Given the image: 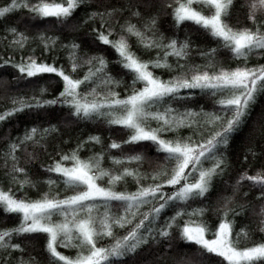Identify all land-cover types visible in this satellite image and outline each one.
<instances>
[{
  "label": "snow or ice",
  "instance_id": "1",
  "mask_svg": "<svg viewBox=\"0 0 264 264\" xmlns=\"http://www.w3.org/2000/svg\"><path fill=\"white\" fill-rule=\"evenodd\" d=\"M25 11V30L7 26L0 35V68L38 90L12 96L0 112L2 124L35 110L34 126L5 137L0 151V209L18 220L0 229V264H40L29 247L37 241L45 264H149L144 251L162 264L177 241L196 246L200 258L176 264H213L209 254L222 258L215 264H264V235L255 239L264 234V165L249 174L230 157L237 134L253 125L243 160H264V113L250 119L264 99V63L249 64L264 57V0H7L0 21ZM44 81L62 90L48 98ZM49 109L65 124L105 125L110 142L89 135L63 148L70 141L55 142L61 129L45 119ZM41 154L51 162L29 167ZM41 184L47 190L30 198ZM249 210L254 227L237 230Z\"/></svg>",
  "mask_w": 264,
  "mask_h": 264
},
{
  "label": "trees",
  "instance_id": "2",
  "mask_svg": "<svg viewBox=\"0 0 264 264\" xmlns=\"http://www.w3.org/2000/svg\"><path fill=\"white\" fill-rule=\"evenodd\" d=\"M7 0H0V4L6 3ZM113 4H117L119 2H122V0H111ZM89 10H95V3L90 4L87 6ZM147 14V13H146ZM27 12H17L10 16L7 21H0V35L4 34L5 27L7 26H14L17 27L19 30L23 31L25 30V24L28 23L26 17ZM78 16L84 15V9L78 10L77 13ZM237 15L240 17V23L243 25L245 23L243 12H238ZM40 23V22H36ZM171 19L170 17H162L160 22V30L167 35L171 31ZM30 35H34L35 32H29ZM65 36L69 35H82L81 33H75L70 34L65 32ZM184 33H180V38L183 39ZM62 39L64 37L62 36ZM193 39L196 40L197 43H201L202 37L197 38L196 36H193ZM67 42V41H65ZM3 45L0 44V55L3 54ZM27 51V49L25 50ZM41 50L39 48L36 49V55H40ZM91 54V53H90ZM60 60L58 62H64L63 61V53H59ZM106 56L109 60L115 59L116 54L109 50L106 53ZM50 59L51 57H46ZM15 59V57H14ZM197 62L199 61V58L197 57ZM257 63H264V57L257 58L255 56L249 58V64L254 65ZM110 69H112L113 75L116 74L117 71H119V67L117 65H109ZM164 79H168L170 77V73L163 72L160 69H157V74H161ZM16 75L15 70L11 68H0V80H7L9 83L7 85L0 86V112L4 111L8 107H11V97L12 96H19V97H29L33 94L38 95V90L34 87H26V82H21L19 85H17L13 77ZM130 81L126 78V83ZM45 86L48 87V93L46 94L48 98H53L56 95L59 94V91L62 90L61 85L52 82L48 83V81H44ZM117 91H121V94L123 95V86L120 89H117ZM199 99V98H198ZM202 105L207 109L210 106V102L207 100L202 99L201 100ZM43 111V110H41ZM66 111V110H65ZM48 112L51 113V115H47L45 117L46 120L51 121L53 124H57L60 129V136L56 139V143H59L60 139L70 141L67 144L61 145L63 148L68 149L71 147H74L77 140H84L87 139L89 135H100L101 138L104 141V145L106 146L110 141L108 137L112 135V133L109 131V129L103 125V124H97V123H80V124H65L63 121V117L61 113L58 110L49 109ZM264 113V99L259 101L253 111L252 117L250 118L252 121L259 122L261 120V114ZM34 115L35 110H33L32 114H26V113H19L17 116L11 118L9 121H6L2 124H0V151H2L6 145L7 140L5 137H10L11 139H15L17 136H21L24 132L25 128H30L34 126ZM41 123H44L41 121ZM44 126L47 127L48 124L44 123ZM253 125H249L245 128V130L239 134H237L236 138L234 139V142L231 145V154L230 157L233 160V167L234 168H240V167H246L249 170V174H255L257 170L260 169L262 165H264V160L260 159L259 154L257 157L252 160L250 159L248 162H245L243 160V156L247 153V144L249 141V127H252ZM185 134H187V130H184ZM113 138H117L113 135ZM257 152L259 153V142H257ZM101 150L100 145H95L93 148V151L99 152ZM49 151H51V147L49 148ZM113 153H117L118 150L113 149L111 150ZM91 153L88 151L82 152L81 156L82 158H86ZM41 161L44 162H51L50 158L47 156V154H41L39 159L34 162V164L29 165V167L39 168V165ZM111 162L108 160L107 156L105 157L104 166L108 167L110 166ZM3 172L0 170V183H3L2 180ZM36 177H34L35 179ZM7 187V185H5ZM129 190H134V185L129 184L128 185ZM13 189H16V186H13ZM47 186L46 185H39L38 189H32L28 190V195L30 198H37L40 192L46 191ZM61 193L64 192L63 187L60 188ZM20 195H23V192L19 193ZM252 199L251 197L249 198ZM255 220V217L252 216L251 210L245 213L244 216L237 217V224L236 228L237 230L243 225L248 224L250 227H254L253 221ZM18 223L17 218L15 215H5L3 213V210L0 209V229L3 228H10L15 226ZM264 235L262 233H256L255 239L259 240L260 237ZM42 241H37L34 245H30V249L32 251V255L36 257L38 261H40V264H45L44 257L45 253L42 251ZM60 251L64 252L65 254H72L74 250L69 249H60ZM144 251V250H142ZM27 258V255L25 256ZM199 253L198 249L194 245H185L182 242L177 241L175 243L174 248L167 252L165 255V259L162 262V264H176L179 260L184 259H192L197 260L199 259ZM209 258L212 260L213 264H215V261L220 260L222 258L219 257H213L211 254H209ZM143 259H146L149 261V264H151L152 261L156 260V257L152 254L148 253L147 251H144ZM205 264H208V261L205 260ZM226 264V262H225Z\"/></svg>",
  "mask_w": 264,
  "mask_h": 264
}]
</instances>
